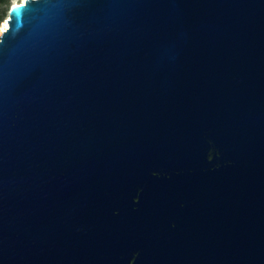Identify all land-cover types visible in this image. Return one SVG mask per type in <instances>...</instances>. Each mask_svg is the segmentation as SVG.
Wrapping results in <instances>:
<instances>
[{
	"label": "water",
	"instance_id": "water-1",
	"mask_svg": "<svg viewBox=\"0 0 264 264\" xmlns=\"http://www.w3.org/2000/svg\"><path fill=\"white\" fill-rule=\"evenodd\" d=\"M12 16L0 264H264V0Z\"/></svg>",
	"mask_w": 264,
	"mask_h": 264
},
{
	"label": "snow or ice",
	"instance_id": "snow-or-ice-1",
	"mask_svg": "<svg viewBox=\"0 0 264 264\" xmlns=\"http://www.w3.org/2000/svg\"><path fill=\"white\" fill-rule=\"evenodd\" d=\"M29 0H20V3L18 5H15L14 8L10 11V14H9V17L8 19H6L3 23L4 27H3V30L0 31V39L3 38V36L8 32L10 31L11 29V23L10 21L13 19V16H12V11H15V8H23V7H26L27 4H28ZM16 21H17V24L21 23V16L18 14L16 16Z\"/></svg>",
	"mask_w": 264,
	"mask_h": 264
},
{
	"label": "trees",
	"instance_id": "trees-1",
	"mask_svg": "<svg viewBox=\"0 0 264 264\" xmlns=\"http://www.w3.org/2000/svg\"><path fill=\"white\" fill-rule=\"evenodd\" d=\"M9 0H0V23L6 17Z\"/></svg>",
	"mask_w": 264,
	"mask_h": 264
},
{
	"label": "rangeland",
	"instance_id": "rangeland-1",
	"mask_svg": "<svg viewBox=\"0 0 264 264\" xmlns=\"http://www.w3.org/2000/svg\"><path fill=\"white\" fill-rule=\"evenodd\" d=\"M14 0H9V4H8V7H9V5L13 2ZM17 1H19V0H17ZM7 11H8V8H7ZM7 15V14H6ZM1 24V23H0Z\"/></svg>",
	"mask_w": 264,
	"mask_h": 264
},
{
	"label": "bare ground",
	"instance_id": "bare-ground-1",
	"mask_svg": "<svg viewBox=\"0 0 264 264\" xmlns=\"http://www.w3.org/2000/svg\"><path fill=\"white\" fill-rule=\"evenodd\" d=\"M15 2H17V0H14L12 3H15ZM4 21H5V18L2 20L1 24H3Z\"/></svg>",
	"mask_w": 264,
	"mask_h": 264
},
{
	"label": "clouds",
	"instance_id": "clouds-1",
	"mask_svg": "<svg viewBox=\"0 0 264 264\" xmlns=\"http://www.w3.org/2000/svg\"><path fill=\"white\" fill-rule=\"evenodd\" d=\"M3 27H4V25L3 24H0V31L3 30Z\"/></svg>",
	"mask_w": 264,
	"mask_h": 264
}]
</instances>
